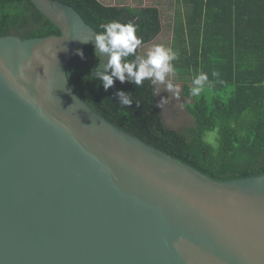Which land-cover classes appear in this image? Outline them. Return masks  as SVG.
<instances>
[{
	"label": "water",
	"instance_id": "95a60500",
	"mask_svg": "<svg viewBox=\"0 0 264 264\" xmlns=\"http://www.w3.org/2000/svg\"><path fill=\"white\" fill-rule=\"evenodd\" d=\"M30 1L60 35L0 38V264H264V174L215 181L108 122L66 77L98 32Z\"/></svg>",
	"mask_w": 264,
	"mask_h": 264
},
{
	"label": "trees",
	"instance_id": "16d2710c",
	"mask_svg": "<svg viewBox=\"0 0 264 264\" xmlns=\"http://www.w3.org/2000/svg\"><path fill=\"white\" fill-rule=\"evenodd\" d=\"M53 1L73 7L97 32L111 21L133 24L142 39L136 55L142 57H146L142 49L161 33V21L171 25L170 49L176 59L170 64L183 84L187 122L176 129L166 125L151 80L145 79L141 86L116 80L105 91L98 78L90 77L93 69L104 71L90 44L78 48L84 59L76 50L66 77L92 110L215 181L264 174V0H153L144 8L141 0H135L137 6L124 0L118 5L100 0ZM52 35L59 36L60 31L30 0H0V38ZM202 73L207 80L193 96V81ZM118 90L132 94L130 107L121 105ZM211 132L217 133L216 144L206 140Z\"/></svg>",
	"mask_w": 264,
	"mask_h": 264
},
{
	"label": "clouds",
	"instance_id": "9594fccd",
	"mask_svg": "<svg viewBox=\"0 0 264 264\" xmlns=\"http://www.w3.org/2000/svg\"><path fill=\"white\" fill-rule=\"evenodd\" d=\"M102 31L94 35L95 54H107L108 61L104 71L92 70V79H99L105 91L113 87L116 80L120 83L126 81L141 86L145 79L151 80L152 83H164L166 75L174 74L175 69L170 61L176 59V53L171 49L163 46L152 47L146 57L136 55V49L142 44V39L136 35L137 28L131 23L122 24L118 21H111L102 24ZM82 43H88L87 40H81ZM76 54L84 59V53L78 49ZM135 56L134 60L128 57ZM207 80L206 74H200L193 81L195 85L191 89L193 96L198 95L202 90L203 83ZM168 91H174L179 95V86L167 83ZM116 96L119 97L121 105L130 107L133 104L132 94L118 90ZM167 102V99L161 97L158 106ZM137 106L139 104L137 103Z\"/></svg>",
	"mask_w": 264,
	"mask_h": 264
},
{
	"label": "rangeland",
	"instance_id": "374dc122",
	"mask_svg": "<svg viewBox=\"0 0 264 264\" xmlns=\"http://www.w3.org/2000/svg\"><path fill=\"white\" fill-rule=\"evenodd\" d=\"M104 4H112V5H118L120 3H130L131 5L137 6L138 3L135 0H100ZM132 1V2H131ZM153 0H141V7H149L151 6ZM171 1V0H169ZM164 15V14H163ZM172 15V14H170ZM162 31L161 33L149 44H147L142 49V55L147 56L148 51L154 47V46H163L166 49H170V42H171V25L168 23V20H162ZM167 83H172L174 86H179V95L174 91H168L167 90ZM155 90L157 94V99L160 104L161 97L167 99V102L163 105H160L159 108L162 111V114L164 116V121L166 125L170 128L176 129L179 127L178 125H181L185 123L186 116L184 113V105L187 102L185 98H182V92H183V84L180 83L179 80H177V76L175 74H168L166 75L165 82L155 83ZM187 122V120H186ZM216 132H211L206 135V140L213 141V144H216ZM215 139V141H214Z\"/></svg>",
	"mask_w": 264,
	"mask_h": 264
}]
</instances>
